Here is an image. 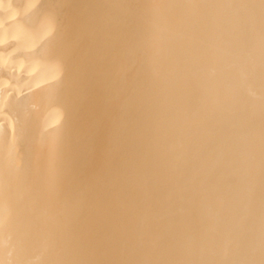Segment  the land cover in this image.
I'll return each instance as SVG.
<instances>
[{
	"label": "bare ground",
	"instance_id": "1",
	"mask_svg": "<svg viewBox=\"0 0 264 264\" xmlns=\"http://www.w3.org/2000/svg\"><path fill=\"white\" fill-rule=\"evenodd\" d=\"M0 264H264V0H0Z\"/></svg>",
	"mask_w": 264,
	"mask_h": 264
}]
</instances>
